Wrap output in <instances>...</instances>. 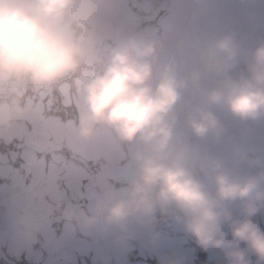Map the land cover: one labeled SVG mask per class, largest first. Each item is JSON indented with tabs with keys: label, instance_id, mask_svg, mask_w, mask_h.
I'll return each mask as SVG.
<instances>
[{
	"label": "clouds",
	"instance_id": "obj_1",
	"mask_svg": "<svg viewBox=\"0 0 264 264\" xmlns=\"http://www.w3.org/2000/svg\"><path fill=\"white\" fill-rule=\"evenodd\" d=\"M100 15L98 0H0V96L71 91L81 146L101 131L128 145L123 186L97 181L89 213L64 215L123 243L159 213L227 264H250L248 254L264 264V231L251 219L264 208V160H247L256 171L243 172L244 157L225 167L205 146L226 138L218 112L241 123L264 119V41L242 50L232 32L203 29L174 53L157 54L130 33L103 49ZM241 60L243 72H234ZM160 264L183 261L163 256Z\"/></svg>",
	"mask_w": 264,
	"mask_h": 264
},
{
	"label": "rangeland",
	"instance_id": "obj_2",
	"mask_svg": "<svg viewBox=\"0 0 264 264\" xmlns=\"http://www.w3.org/2000/svg\"><path fill=\"white\" fill-rule=\"evenodd\" d=\"M173 2V10L160 18L163 29L157 28L154 31L145 27L136 33L135 27L141 24L142 19L154 16V0H98L101 6L100 19L105 24L107 37L112 43L126 33L148 36L147 40L152 42L157 54L178 51L187 37L194 32L203 29L231 31L234 26L247 24L250 16L243 9L255 4L257 0H173ZM165 6V1H162L158 7L160 9ZM138 12H141L142 16L138 15ZM162 40L165 41L163 47ZM110 46L111 44H106L103 49ZM217 114L224 122L227 133H233L237 121L222 112ZM261 124L264 126V119H261ZM102 132H98L85 146L83 155L72 157L70 154L69 159H73L83 174L80 183L70 189L71 197L75 201L84 196L78 189L83 183L95 182V179L104 181L105 175L117 173L119 167L122 168L121 174L126 173L128 145L113 142L110 138H99ZM0 147H3L2 143ZM99 157H102V160H97ZM89 161L100 162V168L88 170ZM252 169L253 167L248 165L247 170L243 172H251ZM117 176L122 175L117 173ZM24 181L21 176L15 175L8 184L0 187V202L9 206L5 229L0 233V240L6 238L7 246L16 255L25 250L28 257L38 264H160V258L163 256L182 258L183 264H205L221 258L220 250H203L197 246L193 238L184 232L181 223L176 220L172 224L154 220L151 227L134 226L133 237L139 240H136L139 243L137 246L128 240L117 243L115 233L101 235L96 227L91 224L81 225L75 217L65 220L63 211L68 205L63 203V196L55 200L58 209L53 205L55 210L62 212L59 217H53L57 227L58 223H61L59 226L61 233L58 235L55 228L50 227L55 225L50 224L49 228H46L48 225L45 226V219L41 218L46 216L52 207L45 203L43 210L36 212L38 198L35 195L33 180H27L32 182L28 184ZM76 193L78 196L74 197ZM234 208V211L239 210V206ZM80 211L85 214L83 210ZM258 223L264 226V208L260 210ZM260 230L263 231L261 228ZM38 234L41 236V242ZM33 247L38 250H33ZM249 261L250 264H256L255 259Z\"/></svg>",
	"mask_w": 264,
	"mask_h": 264
},
{
	"label": "snow or ice",
	"instance_id": "obj_3",
	"mask_svg": "<svg viewBox=\"0 0 264 264\" xmlns=\"http://www.w3.org/2000/svg\"><path fill=\"white\" fill-rule=\"evenodd\" d=\"M79 107V99L71 91L26 88L0 96V143L17 149L10 151L12 159L19 156L32 174L38 213L47 201L58 200L64 189L74 188L82 179L73 159L63 155L64 150L72 157L84 154L85 146L75 139Z\"/></svg>",
	"mask_w": 264,
	"mask_h": 264
},
{
	"label": "flooded vegetation",
	"instance_id": "obj_4",
	"mask_svg": "<svg viewBox=\"0 0 264 264\" xmlns=\"http://www.w3.org/2000/svg\"><path fill=\"white\" fill-rule=\"evenodd\" d=\"M233 133H227L226 138L231 139L235 142V148L231 151L229 160L224 164L225 167H232L237 157H244L245 159L239 161V169L241 171L247 170V160L254 158L251 154H254L255 146L262 150L264 154V129L260 125L259 121L256 122H246L241 123L233 130ZM99 138H109L107 133L102 132L101 137ZM10 151H18L17 149H12L11 145L0 147V156L4 157V160H0V180L7 184L10 182L13 176L18 175L22 176L21 170L24 161L17 156L14 160L10 155ZM256 158V157H255ZM122 159V158H121ZM261 160H264V155L260 157ZM102 160V158H101ZM94 162L92 165H95ZM256 169L253 167L251 172H255ZM8 172V173H6ZM119 173L122 176H117ZM117 173L108 174L104 176V182L110 184L113 188L119 189L123 186L124 175L122 173V168L119 167ZM124 176V177H123ZM97 184L95 182H90L88 184V191L86 198L90 197L95 191ZM234 206H230V211L233 216H237L239 210H235V206H238V203H233Z\"/></svg>",
	"mask_w": 264,
	"mask_h": 264
},
{
	"label": "trees",
	"instance_id": "obj_5",
	"mask_svg": "<svg viewBox=\"0 0 264 264\" xmlns=\"http://www.w3.org/2000/svg\"><path fill=\"white\" fill-rule=\"evenodd\" d=\"M163 0H154L155 20L172 9V0H165V8L159 9L158 5ZM250 18L247 24L242 27H233L230 32L233 33L235 39L242 50H249L257 43L264 41V0H258L255 5L246 7ZM244 63L241 60L234 68V72H243ZM0 264H38L33 262L27 255L25 250H22L19 255H16L11 248L7 246V239L0 240ZM217 264H227L226 261H219Z\"/></svg>",
	"mask_w": 264,
	"mask_h": 264
},
{
	"label": "water",
	"instance_id": "obj_6",
	"mask_svg": "<svg viewBox=\"0 0 264 264\" xmlns=\"http://www.w3.org/2000/svg\"><path fill=\"white\" fill-rule=\"evenodd\" d=\"M105 42H106V38L104 41H102V46ZM205 146H206V149L210 153L216 155L221 160L222 163L227 158L228 152L230 151V145L227 142L226 138H224L220 141H215V142L206 141ZM24 171L28 172L25 167H24ZM88 204H89V207H91V199L88 200ZM75 208H77V205H73L69 210H74ZM4 210H5V206L0 204V231L3 229V218H2L1 213Z\"/></svg>",
	"mask_w": 264,
	"mask_h": 264
}]
</instances>
